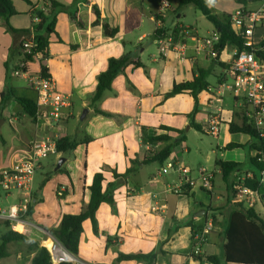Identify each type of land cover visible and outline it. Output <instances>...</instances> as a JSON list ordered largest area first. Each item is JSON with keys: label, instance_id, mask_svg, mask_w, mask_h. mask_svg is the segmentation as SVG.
<instances>
[{"label": "crops", "instance_id": "1", "mask_svg": "<svg viewBox=\"0 0 264 264\" xmlns=\"http://www.w3.org/2000/svg\"><path fill=\"white\" fill-rule=\"evenodd\" d=\"M57 1L68 8L64 11L57 10L55 13V29L58 36L51 37L48 57L35 58L28 63L27 68L29 74L38 75L40 63L43 62L57 89L72 96L73 106L68 110V118L60 127V136L70 135L77 140L87 137L91 139L88 144L79 145L72 154L65 156V172L52 175L40 191L36 182L40 183V176L44 179L45 166H52L64 156L57 153L45 160L43 171L36 174L33 192L36 194L37 187L36 195L43 200L34 206L32 216L26 218L25 224L18 228L19 232L29 241L39 244L45 238L53 237L49 230L58 227L63 215H76L82 211L90 199L88 186L92 183L93 176L97 172H103L104 189L111 182L117 183L114 194L116 209L114 211L107 203L99 207L96 213L99 236L93 233L90 220L84 222L80 252L76 257L80 263L143 264L137 261L118 263L116 258L120 252L135 254L157 251L154 264H201L192 255L194 238L191 228L185 224L191 222L197 226H205L210 220L213 221L214 229L209 234L202 252L205 256L221 255L226 242L223 229L234 207L229 186L236 181L237 176L251 172L250 169L244 171L241 167V172L232 173L226 182L218 166L219 161H234L243 166L246 157L244 151L247 148H224L229 143L250 142L246 135L229 132L230 123L238 126L243 123V109L239 101L232 94L220 99L214 93L220 83L229 79L227 69L234 47H227L218 59L211 58L203 41L216 30L213 27L203 34L197 25L186 23L187 17L195 8L180 7V0H165L169 5L162 15L159 10L163 0ZM206 1L214 10L211 1ZM12 2L17 15L8 20H0V102L6 88H13L19 97L36 100V92L28 86L25 79L18 78L19 82H14L13 77L8 78V73L11 75V71L21 59V43L30 37L27 33L12 32L8 27L15 30H31L32 25L40 21L35 15L39 16L41 11H44L48 16L49 2L30 0L32 5L23 0ZM250 2L253 1L249 0L245 8H250ZM94 6L99 9L102 22L119 30L117 36L107 37L101 24H93L96 20ZM241 8L243 6L240 5L238 9ZM222 13L232 14L226 11ZM261 23L264 25V20ZM158 27L164 29V37L159 39L161 43H157L158 39L154 37ZM174 28H177L178 32L175 43L171 37ZM151 45L157 50L152 51L149 59H144L143 55ZM229 49L231 54L228 53ZM127 52H132L134 59L146 67L148 75L141 67L128 66L125 72L114 80L112 90L106 92L96 104L101 110L116 117L96 114L94 108L90 107V98L96 91L97 77L107 70L110 58H119ZM199 69L208 72L209 86L198 95L199 112L195 117L196 123L203 128L208 116L218 113L221 117L219 134L214 136L203 130L204 133L219 138L220 133L224 136L223 133L227 131L231 135L240 136L239 141L218 145L209 153L208 161L213 159L214 165L208 168L214 172V180L211 191H205L199 185L200 191L206 195L204 200L195 196L193 186L199 180L198 170L201 165L186 160L184 153H190L188 147L183 145L180 153L179 147H176L180 143L175 145L170 157L162 166L158 163L142 164L147 157V149L141 139V127H147L149 134H165L167 131L160 129L161 126L178 130L191 128L190 120L184 115L194 110V98L188 93L169 98L166 95L171 92L175 83L194 79ZM209 77L214 78V82H210ZM128 79L135 90L128 87ZM24 90L32 92L34 97L21 94ZM229 100H232V106L225 108ZM7 102L2 112L3 122H18L22 126L25 145L12 153L9 165L1 166L0 171L10 167L17 156L25 153L32 142L41 136L33 120L23 112L16 100L12 98ZM77 103L88 108V114L83 120L88 123L73 133L70 121L75 118ZM26 117L29 118L28 122ZM170 135L172 142L179 137L178 133ZM1 141L5 143L3 137ZM164 146L165 144H160L158 149ZM251 155L254 156L255 152H251ZM133 160L137 162L134 170L126 178L115 179L112 169L123 174L132 166ZM170 161L187 167L191 171L193 183L182 186L179 174L165 168ZM217 176H221L224 189L216 188ZM58 188L59 193L63 194L61 198L57 196ZM11 196L6 195V198ZM107 236L114 238L109 247L106 244ZM51 243L50 240V245ZM31 257L32 255L29 259ZM21 258L22 254L19 253L17 259Z\"/></svg>", "mask_w": 264, "mask_h": 264}, {"label": "trees", "instance_id": "2", "mask_svg": "<svg viewBox=\"0 0 264 264\" xmlns=\"http://www.w3.org/2000/svg\"><path fill=\"white\" fill-rule=\"evenodd\" d=\"M29 5H32L30 0H23ZM236 4H239L245 7L249 3V0H232ZM251 1H262V0H251ZM49 2V14L48 16L44 14V11H41L39 16L35 15L36 19H40L38 23L32 25L31 30H15L8 27V30L12 32L27 33L29 38L33 36V42L36 44L34 53L42 52L44 59L48 57V50L51 44L52 35H57L55 26H56V12L57 10H67L68 8L63 4L59 3L57 0H48ZM179 6H192L196 10H199L205 18L213 25L216 32L220 34V40L216 45V50L218 57L221 56L223 51L227 47H237L238 49L243 48L244 39L240 35V32L232 26V14L230 13H220L217 14L214 12L213 8L207 3L206 0H180ZM94 14L96 15V20L93 23L94 25H102L105 35L110 38L117 36L119 30L117 28H111L110 25L106 22L100 20L101 15L99 9L94 6ZM37 12V11H36ZM35 12V13H36ZM17 10L15 8L12 0H0V20H8L10 17L17 15ZM52 16V17H51ZM164 29L158 27L154 32V37L156 39L163 38ZM177 28L172 30L171 37L173 38V43L176 42L177 37ZM27 39V40H28ZM60 40V39H59ZM26 41V40H25ZM24 41V42H25ZM21 43V60H26L32 62L35 59V54H27L24 50L23 43ZM264 47V36L260 44ZM257 56L264 60V50H261L257 53ZM133 65L136 68H143L146 75L148 71L146 67L140 62L134 59L132 52H127L119 58L112 57L108 61L107 70L102 72L97 77V88L94 94L91 96L90 107L94 108V112L105 117H116V115L103 111L96 106V104L103 98L106 92L112 90V85L114 80L121 74L125 72V69ZM17 66H15L16 68ZM40 71L42 76H47L48 70L47 67L40 63ZM208 72L204 69L198 70V75L191 81H186L182 83H175L171 92H169L166 97H173L178 94L188 93L195 100L194 110L187 115H184L190 120L189 127L195 129L198 132H202L203 128L200 124L196 123L195 117L199 112V103L198 95L206 90L209 86L207 81ZM12 76L8 73V78ZM127 85L131 90H135V87L127 80ZM14 98L19 106L22 108L23 112L33 119L35 117L37 106L36 100L30 98L19 97L15 94L13 88H6L2 93V99L0 102V140L1 136V126L3 123L2 112L4 109L5 103ZM160 129L167 131L165 134H157L153 132L148 133L147 127H141V139L146 145L147 143L153 144H165V146L157 151L153 157H146L142 164L158 163L159 165H164L168 158L170 157L173 147L178 143L184 142L186 140L185 130H178L176 128L161 126ZM229 132L231 134H243L249 137V143L247 144H237L229 143L224 149L233 150L236 148H247L248 150V159L251 165L256 169V171H251L253 173L252 179H247L244 182V185L253 188L260 189L261 200L264 202V186L261 188L258 187V176L259 172L264 170V163L258 162L257 156H252L251 152H261L264 155V135L261 136L260 133L249 123L248 119L243 115V123L241 126H238L235 123L229 124ZM170 133H178L179 137L172 142L173 138ZM91 138L87 137L83 140H77L75 137L70 135H64L59 138L57 142V153L62 156H67L72 154L79 145H86L89 143ZM137 162L132 161V166L123 174H119L116 169H112L113 176L115 179L126 178L133 170L134 165ZM218 166L221 169L223 179L227 182L228 177L232 173L241 172V163L234 161H219ZM65 172L64 167L62 166L59 170L54 171V173ZM238 177V176H237ZM48 177L45 179L47 180ZM46 181H43L40 185L39 190L44 187ZM105 176L103 172H97L92 179V183L88 186L90 191L89 202L84 205L82 211L79 214H65L63 215L60 224L58 227L49 230L51 235L61 243L71 254L75 257H78L80 252V240L84 234V222L90 220L92 224L93 233L96 236L100 235L99 224L96 217V213L103 203L109 204L112 209L115 211V191L117 189V183L111 182L104 189ZM230 185V184H229ZM232 185L229 186L231 192V202L234 206L228 217L226 225L223 229V234L225 238V244L222 248L221 255H210V256H197L195 257L201 264L208 261L212 264H223V263H238V264H264V220L260 218L255 209L245 210L241 205L234 203L233 201V192ZM58 198H61L63 194L57 193ZM43 199H39L36 194L32 196V202L28 206L26 216L29 218L34 212V206L42 202ZM8 230L1 237L2 242L0 244V259H4L10 256L8 251V246L14 242H24L28 241L27 237L20 233L19 231H14L11 229L9 222H6ZM186 226L190 227L192 230L193 238L195 235L202 231L204 226H197L191 222H187ZM114 238L111 236L106 237L107 247L110 246ZM30 249L34 252V256L31 259L30 264H51V258L48 250L44 247H40V244L35 241L30 242ZM157 251H152L149 253H135V254H124L119 253L116 258V262L122 261H137L143 264H154L157 260Z\"/></svg>", "mask_w": 264, "mask_h": 264}, {"label": "built area", "instance_id": "3", "mask_svg": "<svg viewBox=\"0 0 264 264\" xmlns=\"http://www.w3.org/2000/svg\"><path fill=\"white\" fill-rule=\"evenodd\" d=\"M264 1V0H263ZM168 2L163 0L159 14L162 15L168 8ZM264 20V6L256 10L238 9L232 14V26L240 32L244 39L242 49L234 47L227 73L229 79H226L217 86L215 95L222 99L227 94H232L239 101L243 115L249 123L260 133L264 135V60L257 56V53L264 50L261 40H255L258 24ZM31 39L23 43L27 54H35V58L43 59L42 52L34 53L36 44ZM220 40V34L213 32L210 37L204 39L203 45L208 54L213 59H218L216 45ZM157 43H161L158 39ZM28 61H19L16 68L11 71V76L25 79L28 86L36 94L37 111L32 119L34 125L39 130L41 136L34 140L29 149L17 156L10 167L0 171V193L12 195L18 192L17 204L9 208L0 209V222H9L11 229L19 231L18 228L25 224L26 213L29 204L32 202L34 192V183L36 174L43 167V161L50 155L57 154V142L60 136V127L68 117V110L73 106L72 96L65 94L57 89L54 79L47 73L42 76L41 71L38 75H31L28 72ZM221 117L218 113H212L208 116L203 130L207 133L217 136L220 131ZM147 156L153 157L158 149V144L147 143ZM258 162L264 163V155L255 151ZM166 169L173 170L180 176L181 185L193 183L191 171L179 162H167ZM201 187L205 191L213 189L214 172L206 166H201L198 170ZM253 173L248 172L243 176L237 177L232 185L233 201L242 206L245 210L255 209L258 203H261L260 189H253L244 182L252 179ZM264 186V170L259 172L258 187ZM214 229L213 221L210 220L194 237V246L192 255L194 257L203 255L202 249L208 241V236ZM52 241V246L46 247L50 254L51 264H82L71 254L61 243L54 238L43 240ZM203 264H212L204 262Z\"/></svg>", "mask_w": 264, "mask_h": 264}, {"label": "rangeland", "instance_id": "4", "mask_svg": "<svg viewBox=\"0 0 264 264\" xmlns=\"http://www.w3.org/2000/svg\"><path fill=\"white\" fill-rule=\"evenodd\" d=\"M211 3L214 5V12L217 14H220L223 12H231L234 14L236 12V9L240 8V5L236 4L232 0H210ZM264 6V1H254L250 2V8H245V10H256L258 8H261ZM197 22V23H196ZM186 23H192L194 25H197L200 31L203 34H206V31H210L213 29V25L209 23V21L205 18V16L199 11L194 9L193 13L187 17ZM264 36V25L262 23L258 24V27L256 29V36L255 40H260ZM148 41L151 43V40L148 39ZM156 47L155 46H150V48L145 52L143 55L144 59H149L148 57L152 53V51L156 52ZM229 54L232 53V51L229 49L228 51ZM14 82H19L18 78L13 77ZM210 82H214V78L209 77ZM21 94H24L27 97H34V94L32 92H29L28 90H24L21 92ZM232 100H229L225 104V108H230L232 105ZM88 109L86 107H82L80 103H77L75 107V118L70 121V128L73 129V133L75 130H81L83 126L88 123V121H83L81 117L84 114V111ZM27 122L29 121V118L26 117ZM22 126L19 125L18 122L15 123H9L8 120L4 121L1 126V135L3 139L5 140V143H3L0 140V167L3 165H9L12 153L17 151L18 149H21L25 145V141H23V130ZM187 140L185 143H180L176 147H179V152H182V146H186L190 149V153L187 154L186 152L184 153V157L188 162H192L194 164H198L201 166H206V167H213V159L208 161V156L211 150L216 148L218 145H224L229 143L230 141L237 142L239 141L240 136L239 135H231L227 131L222 136L220 133L219 138L209 136L205 133L198 132L195 129L188 128L185 130ZM80 135V134H78ZM175 141V139H174ZM244 153L246 154L244 165L242 166V169L245 171L246 169H250L251 171H256V169L251 165L248 159V150L245 149ZM255 156V155H254ZM60 158L56 160L55 164L52 166H45V172L44 179L42 180L41 178L40 183L36 182V186L40 188V185L42 184L43 181L45 182V185L47 182L51 179L52 175H55L54 173L55 168L59 162ZM15 161V160H14ZM45 160L43 161L44 164ZM44 169V166L41 168L39 172H42ZM48 172V173H47ZM243 173L242 175H244ZM48 177L47 180H45ZM222 181L221 176L216 177V188L218 189H224V184ZM44 185V186H45ZM199 185L201 186V181L200 179L197 181L196 185L193 186L194 191H196V198L197 199H203L206 195H204L200 189ZM221 187V188H220ZM44 188V187H43ZM43 188L41 190H43ZM38 195V188L36 187V192ZM202 194L204 195L202 198ZM19 196L18 192H14L11 197L6 198L5 194H1L0 196V209H5L9 208L13 204H17V197ZM261 206H263V210H261ZM255 211L258 213L260 218L264 220V202L261 200V203H258ZM11 225V224H10ZM8 226L6 225V222H0V244L2 242L1 237L3 234L8 230ZM49 238V237H47ZM51 238V236H50ZM54 238V237H52ZM46 239V238H45ZM55 239V238H54ZM30 242L31 241H24V242H14L8 246V251L10 252V257L8 259H0V264H30V260L34 256V252L30 249ZM52 244V243H51ZM51 247L50 245V240L47 241H41L40 242V247ZM50 245V246H49ZM46 248V247H45ZM48 250V249H47ZM21 253L22 258L17 259V255ZM30 255H32L31 259H29Z\"/></svg>", "mask_w": 264, "mask_h": 264}, {"label": "water", "instance_id": "5", "mask_svg": "<svg viewBox=\"0 0 264 264\" xmlns=\"http://www.w3.org/2000/svg\"><path fill=\"white\" fill-rule=\"evenodd\" d=\"M8 103V102H7ZM88 109H86L85 111H84V114H83V116L81 117V119L82 120H84L85 119V117H86V115L88 114ZM66 158L65 157H61L60 158V160H59V162H58V164H57V166H56V168H55V171H57V170H59L63 165H64V163L66 162Z\"/></svg>", "mask_w": 264, "mask_h": 264}, {"label": "bare ground", "instance_id": "6", "mask_svg": "<svg viewBox=\"0 0 264 264\" xmlns=\"http://www.w3.org/2000/svg\"><path fill=\"white\" fill-rule=\"evenodd\" d=\"M51 246H52V244H51Z\"/></svg>", "mask_w": 264, "mask_h": 264}]
</instances>
